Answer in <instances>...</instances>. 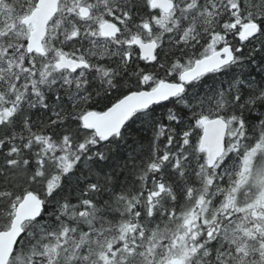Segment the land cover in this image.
<instances>
[{"label": "snow or ice", "instance_id": "6c2138e0", "mask_svg": "<svg viewBox=\"0 0 264 264\" xmlns=\"http://www.w3.org/2000/svg\"><path fill=\"white\" fill-rule=\"evenodd\" d=\"M0 264H264V0H0Z\"/></svg>", "mask_w": 264, "mask_h": 264}]
</instances>
